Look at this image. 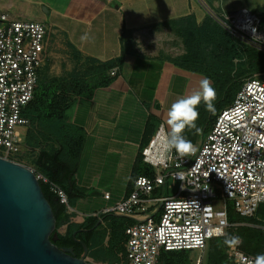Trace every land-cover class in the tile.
<instances>
[{"label":"built area","instance_id":"1","mask_svg":"<svg viewBox=\"0 0 264 264\" xmlns=\"http://www.w3.org/2000/svg\"><path fill=\"white\" fill-rule=\"evenodd\" d=\"M212 17L243 48L264 54V17L259 12L241 7ZM49 39L47 24L0 13L2 158L18 162L24 151H30L28 109L44 73ZM116 72L113 69L111 75ZM160 129L141 150L153 173L138 176L131 193L100 214L149 215L125 230V264H164L163 252L194 249L202 253L194 264H204L210 241L225 236L231 225L229 202L240 216L260 220L257 213L264 204V70L243 80L234 102L218 114L202 140L192 143L195 153L184 157L175 149L162 153L157 139ZM31 168L59 203L73 212L65 189ZM104 197L109 199L110 193L105 192ZM216 201L219 208H215ZM227 253L232 264H252L256 257L239 245Z\"/></svg>","mask_w":264,"mask_h":264},{"label":"crops","instance_id":"2","mask_svg":"<svg viewBox=\"0 0 264 264\" xmlns=\"http://www.w3.org/2000/svg\"><path fill=\"white\" fill-rule=\"evenodd\" d=\"M15 2L8 0L2 8L14 18L25 17L24 6H19V13H11ZM70 3V15L62 14L72 22L68 24L70 28L61 32L57 26L54 29V24H47L50 68L45 71L46 76L53 78L75 77L72 83L65 79L59 92L67 100L66 122L86 133L78 169L73 175L75 194L86 196L72 204L69 199L73 212L66 209L69 222L63 220L60 224L64 229L78 218L81 219L78 222H83L101 215L104 208L131 193L135 161L143 146L161 126L165 134L170 131L166 121L172 103L195 91L194 72L190 75L174 63L169 55L172 48L161 42L164 35L180 27V19L195 16V11L180 12L183 4L177 0ZM176 11L181 15L174 16ZM37 20L46 22L44 18ZM85 36L87 39H82ZM120 57L123 61L117 63ZM60 60L69 64L62 67ZM110 62L114 64L107 75L112 82L92 88L86 78L76 82V77L87 76L89 69ZM86 66H89L86 73L79 72ZM113 69L117 71L115 75H111ZM105 192L110 193L109 199L104 197Z\"/></svg>","mask_w":264,"mask_h":264},{"label":"trees","instance_id":"3","mask_svg":"<svg viewBox=\"0 0 264 264\" xmlns=\"http://www.w3.org/2000/svg\"><path fill=\"white\" fill-rule=\"evenodd\" d=\"M207 20L206 18L204 24ZM215 21V20H214ZM212 20L213 29L204 31L203 25L197 22L194 15H188L179 20L180 28L188 35L189 44H214L219 45L228 38H232L223 28L224 31ZM242 54H248L256 62L264 59V54L251 48H243L240 44L235 45L226 51L225 61L217 65L213 70L210 78L213 80V87L217 91V99L214 101L215 113H210L206 110L203 102L198 106L200 113L197 123V129L186 128L183 135L194 143L196 140H202L204 136L212 128L218 114L226 107L230 106L239 91L242 82L245 78L252 76L257 72V69H235L233 72V65L231 62ZM123 58L120 57L116 60L117 63H122ZM114 62L103 63L98 67L89 69L86 78V83L92 88L95 85H105L113 81L109 79L107 71L113 66ZM192 70L194 69L191 67ZM260 67L259 70H263ZM62 86L57 79L43 82L42 79L36 89L34 99L29 105L28 115L32 121V128L27 136V143L35 139L36 136L43 138L53 139L59 148L50 151L40 150L36 166L39 168L37 171L46 175L50 180L58 183L69 195L71 204L79 198L86 195L75 194V186L73 175L78 169L84 141L85 130L73 124L66 122L65 116V103L66 98L60 95L59 89ZM35 135V136H34ZM194 140V141H193ZM34 141V140H33ZM195 141V142H197ZM29 148V147H28ZM31 148H35L31 146ZM30 149V148H29ZM31 150V149H30ZM153 173L152 166L144 162L142 153L136 158L132 179L133 181L141 175H151ZM47 199L50 201L54 215L56 218L55 233L58 237L54 241L55 245L60 248H74L77 257H82L84 253L83 245L80 241L85 242L89 248V254L97 255L100 257H109L113 259V251L121 249L126 262V244L127 235L125 230L128 226L132 225L136 220H145L149 215L141 216H124L118 213L94 215L88 217L83 222H70L65 234L58 231L60 224L63 220L69 222V216L66 213V207L61 205L55 199V196L50 192L45 184H41ZM61 206H58V203ZM63 206V207H62ZM264 204L260 207L256 218L242 217L236 213L232 202L228 203V218L231 225L227 229V233L223 237L214 238L210 241L209 251L210 256L206 264H225L224 259L228 258L227 251L231 248L223 243L227 236H240L242 243L239 245L240 249L248 254H264V215L261 217ZM245 222H252L262 225V228L252 227ZM98 223V226H96ZM105 224V225H104ZM238 224V225H233ZM54 237V235H52ZM109 237V238H108ZM111 240L107 242L106 239ZM107 244V245H106ZM182 251H178L180 253ZM167 264H175L166 259ZM119 263V262H118ZM177 264H188L187 261L180 260ZM232 264V263H228Z\"/></svg>","mask_w":264,"mask_h":264},{"label":"rangeland","instance_id":"4","mask_svg":"<svg viewBox=\"0 0 264 264\" xmlns=\"http://www.w3.org/2000/svg\"><path fill=\"white\" fill-rule=\"evenodd\" d=\"M8 0H0V13H10L2 8V4L4 2H7ZM15 2V0H13ZM18 3L15 2L14 8L11 9V13H19L20 7L19 6H24V16L25 17H20V18H14L10 14L9 16L13 19H19V20H31V21H37V22H42L38 21V18H44L46 24L51 25L54 24V29H57L55 26H57L60 31L61 30H66L70 28L68 26L69 19L65 18L62 14H68V11L70 10V2L72 0H17ZM178 3L183 4V9L180 12H185V10H193L195 11V17L197 19V22L201 25H203L204 20L206 18L213 19L212 15L215 13H221L225 10H234L238 9L241 7H248L250 9L258 11L263 17H264V0H177ZM24 2V3H23ZM116 3V2H115ZM253 7V8H252ZM192 8V9H191ZM3 11V12H1ZM192 12V11H191ZM175 14L174 16L179 14V11L173 12ZM183 14V13H182ZM181 15V14H179ZM14 16V15H13ZM184 16V15H183ZM212 20H207L206 23L203 25V30L204 31H210L214 30L213 29V24ZM215 22V21H214ZM203 23V24H202ZM218 26L219 24L215 22ZM178 24V23H177ZM180 24V23H179ZM178 24V25H179ZM220 27V26H219ZM222 31V27L219 28ZM62 32V31H61ZM166 42L167 47L172 48V52L169 54L171 57V60L182 66L185 72L188 74H195V91L199 89V83L200 81L207 77L210 79L212 85H213V80L210 78V75L213 74V70L217 67V65L224 63L225 61V54L226 51L235 45L239 46V43L234 40L233 38H228L224 42H222L219 45H214V44H198L195 42V45L193 46L192 44H189L188 40V35L185 33L183 29L180 27H177L175 30H173L172 33H167L166 35L163 36V40L161 42ZM144 45V44H142ZM141 45V46H142ZM94 48V45L92 46V49ZM50 62V61H49ZM254 60L251 58L250 55L248 54H242L241 57H236L233 59L231 64L233 65V72L235 69H246V70H251V69H257L256 73L262 72L263 70H259L260 67H264V59L256 62V64L253 65ZM46 61V65L44 67V73L42 76V81L47 82L51 81L53 79H57L59 83H65V79L67 81H70L72 83L75 80L74 76H61L59 78H53L46 76L47 74L45 73L46 69L50 68V64ZM74 64V61H72ZM69 64L68 61L65 60H60L59 65L62 67H66ZM47 66V67H46ZM89 66H86L85 68H80L79 72H87V68ZM193 67L194 69L192 70ZM86 75H82L81 77H76V82L81 81L85 78ZM70 77V78H69ZM79 83V82H78ZM35 136V135H34ZM34 140V141H33ZM31 140L30 142L28 141L27 146L31 149L30 151H24L22 156L18 159V162L29 166V167H34L37 170L39 169L36 166V160H37V153L39 154L40 150H47L50 151L52 149H57L59 148L57 143L51 139V138H43V137H38L36 136L35 139ZM194 141V140H193ZM195 141L196 138H195ZM194 141V142H195ZM200 141V140H198ZM31 146H34L35 148H31ZM39 171V170H38ZM90 192V191H88ZM219 202H215V208L220 207ZM264 215V206L262 208V212L260 216L262 217ZM81 221V219H77L76 222ZM244 224H248L252 227H260L262 228V225L257 224V223H252V222H245ZM58 231L62 234H65V229L63 227H59ZM109 238V237H108ZM106 239L107 242H111V240ZM107 245V244H106ZM209 247L205 251L204 254V264H206L207 259L210 256V251ZM114 254L113 259L109 257H100L97 255H93L92 253L87 255L86 261L92 264H122L124 261V255L121 251V249H116L113 251ZM201 252L199 250H192V251H182L180 253L178 252H163V256L161 258V262L164 264H167L168 259L170 262L172 261L173 263L177 264L178 261L184 260L187 261L188 264H194V261L201 256ZM119 262V263H118ZM224 263H232L231 258H225Z\"/></svg>","mask_w":264,"mask_h":264},{"label":"water","instance_id":"5","mask_svg":"<svg viewBox=\"0 0 264 264\" xmlns=\"http://www.w3.org/2000/svg\"><path fill=\"white\" fill-rule=\"evenodd\" d=\"M55 228L53 207L32 168L0 157V264H92L85 242L82 257L55 245Z\"/></svg>","mask_w":264,"mask_h":264},{"label":"clouds","instance_id":"6","mask_svg":"<svg viewBox=\"0 0 264 264\" xmlns=\"http://www.w3.org/2000/svg\"><path fill=\"white\" fill-rule=\"evenodd\" d=\"M82 39H87V37H82ZM216 99L217 91L212 86L210 79L205 77L200 81L197 91L174 101L167 113L166 123L170 131L165 134L164 128L161 126L157 134L160 151L170 153L175 149L181 157L195 153V146L183 135V132L186 128L199 131L196 123L200 115L198 106L203 102L206 110L214 114L216 111L214 101ZM224 223L226 224L227 221ZM223 243L228 247H236L242 243V238L236 235L227 236ZM252 264H264V254L257 255Z\"/></svg>","mask_w":264,"mask_h":264},{"label":"flooded vegetation","instance_id":"7","mask_svg":"<svg viewBox=\"0 0 264 264\" xmlns=\"http://www.w3.org/2000/svg\"><path fill=\"white\" fill-rule=\"evenodd\" d=\"M69 248H73V247L70 246ZM73 250H74V248H73ZM74 253H75V252H74Z\"/></svg>","mask_w":264,"mask_h":264}]
</instances>
